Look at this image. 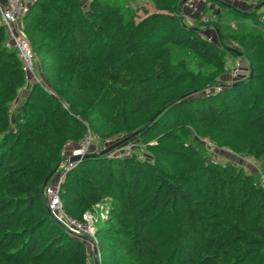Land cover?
<instances>
[{
  "label": "trees",
  "instance_id": "trees-1",
  "mask_svg": "<svg viewBox=\"0 0 264 264\" xmlns=\"http://www.w3.org/2000/svg\"><path fill=\"white\" fill-rule=\"evenodd\" d=\"M84 1L30 8L24 30L43 84L21 95L25 74L0 27V264H90V245L43 196L62 149L88 128L101 140L136 134L150 157L87 158L67 176L60 198L73 219L108 203L99 264H264L260 178L213 163L195 138L253 158L264 174V13L221 4L214 22L191 27L183 0H149L157 13L138 22L124 0ZM229 56L247 62L249 78L206 94Z\"/></svg>",
  "mask_w": 264,
  "mask_h": 264
},
{
  "label": "built area",
  "instance_id": "built-area-1",
  "mask_svg": "<svg viewBox=\"0 0 264 264\" xmlns=\"http://www.w3.org/2000/svg\"><path fill=\"white\" fill-rule=\"evenodd\" d=\"M36 2L37 0H0V27L4 29L6 35V46L16 53L18 59L21 62L22 71L25 74L26 86L24 89L18 91L19 95H21L23 91H25L32 83L43 84V80L38 72V64L35 53L31 48V44L24 30V19L30 8ZM248 2L251 9H260L259 12L264 13V1L249 0ZM183 8L186 9V12H190L195 17V20L198 19L201 25L206 26L211 23V19H209L207 14L199 11V9L196 7L194 0L188 1ZM180 15L184 21L183 11ZM206 38L208 41H212L210 37ZM232 48L238 50L239 46L235 43H232ZM225 72L230 77L231 83H222L219 87L207 90L206 94L220 91L222 89V85H231L235 82L245 81L250 75L249 66L246 67L239 60H234L232 63H227ZM64 107L67 109L66 105H64ZM123 139L124 138L122 137H115L101 140L88 128L86 134L80 142L76 144L69 142L64 146L61 151V161L59 163V169L56 173V176L43 189V196L46 201V206L52 218L57 223H59L71 236L81 240L82 238H89L95 242L96 246L97 219L92 215V213L88 211L83 214L80 221L73 219L64 211L60 194L68 174L80 164L78 161L70 162L71 158H83L84 156L90 154L95 144H97V152H101ZM201 142L206 146L207 149L215 148V145L208 139H202ZM142 149L143 146L140 145L139 142L129 141L122 147L108 154V157L118 159L136 157V159L139 161H144L145 157L142 154ZM212 162L220 163V160L216 159V157H213ZM260 182L261 185L264 186V174H262ZM104 213L106 214V212ZM89 245L92 247L91 244ZM97 260L100 263L99 253L97 255Z\"/></svg>",
  "mask_w": 264,
  "mask_h": 264
},
{
  "label": "rangeland",
  "instance_id": "rangeland-1",
  "mask_svg": "<svg viewBox=\"0 0 264 264\" xmlns=\"http://www.w3.org/2000/svg\"><path fill=\"white\" fill-rule=\"evenodd\" d=\"M90 0H85L83 5L86 8L88 6V2ZM196 3V7L199 9V11L204 12L207 14V16L209 17V19H211V22H214L215 16L216 14H219L221 12V4L227 5V6H231V7H235L238 10L244 11V12H248L251 10L250 6H249V0H194ZM124 2L126 3V5H128L135 13H136V20L135 21H140L143 20L144 18L157 13L152 2H150L149 0H124ZM264 10V8H263ZM183 11V16H184V22L187 26H191L194 27V22H195V17L189 13L187 14L186 17V9H182ZM231 28L232 29H237L238 28V21L237 20H233L231 21ZM249 24L251 26H253V22L252 20L249 21ZM209 28H204V31H208ZM210 31L212 32H207L208 37L211 38L212 41L218 42V38L217 35L215 34L214 29L211 27ZM229 62L228 63H232L235 58L232 56L228 57ZM240 62H242L246 67H248L249 65L247 64V62L242 59L241 57L239 59ZM39 72V69H38ZM228 75V74H227ZM41 77V76H40ZM228 76H226L227 78ZM195 138L199 141H201L203 138L196 136ZM137 142L140 143V145L143 146L142 149V154L145 157L144 161H148L150 160L149 157V152L147 149V143L143 142L141 139H139ZM95 144V143H94ZM96 145L95 144L93 146L94 149H96ZM208 152L210 154H212L214 157H216V159L220 160V163H233L235 165H237L240 168H243L245 171V174L250 175V176H258L261 180V176L262 174L259 172V167H260V163L256 160H254L253 158H248V157H244V156H240V155H236L235 153L231 152L230 150H223V149H218L215 148L214 149H208ZM56 176V174H55ZM54 176V177H55ZM54 177L52 178V180L54 179ZM51 180V181H52ZM108 208V203L107 202H103L100 203L98 205H96L95 207H93V209L91 211H88L90 213H92V215L97 219L102 218L103 216H105V210ZM89 262L90 264H93V258H94V254H93V248L89 247Z\"/></svg>",
  "mask_w": 264,
  "mask_h": 264
},
{
  "label": "water",
  "instance_id": "water-1",
  "mask_svg": "<svg viewBox=\"0 0 264 264\" xmlns=\"http://www.w3.org/2000/svg\"><path fill=\"white\" fill-rule=\"evenodd\" d=\"M190 0H183L180 4L179 7V12L181 14L182 9L184 7V5ZM241 56V55H240ZM241 82H235L232 85H237L240 84ZM136 136V134H133L129 137L124 138L123 140L119 141L118 143L114 144L113 146L107 148L106 150H103L101 152H97V153H90L86 156H84L83 158L80 157H74L70 159V162H82L83 160L87 159V158H93V157H97V156H107L108 154H110L111 152H113L114 150L122 147L123 145H125L126 143H128L129 141H131L132 139H134V137ZM59 167H57L47 178L46 181L44 183V188L47 186V184L52 180V178L55 176V174L57 173ZM83 241L87 242L88 244H91L93 247V256H94V260H95V264H99L98 260H97V255H98V249L97 246L95 244L94 241L90 240L89 238H82Z\"/></svg>",
  "mask_w": 264,
  "mask_h": 264
},
{
  "label": "crops",
  "instance_id": "crops-1",
  "mask_svg": "<svg viewBox=\"0 0 264 264\" xmlns=\"http://www.w3.org/2000/svg\"><path fill=\"white\" fill-rule=\"evenodd\" d=\"M190 12H186L185 14H186V17H187V14H189ZM208 31L209 32H211L210 31V28L208 29ZM208 31H206V32H208ZM212 33V32H211ZM235 60H236V58H235ZM228 62H229V60H228ZM226 76H228L227 74H225L223 77H221V83H224V84H230L231 83V80H230V77L228 76L227 78H226ZM91 153H97V150L96 149H94V148H92V150H91ZM93 264H95V261H93Z\"/></svg>",
  "mask_w": 264,
  "mask_h": 264
}]
</instances>
